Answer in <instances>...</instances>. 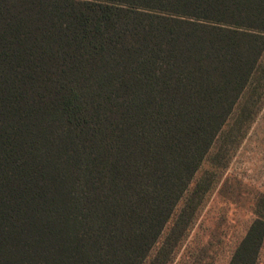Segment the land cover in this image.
I'll return each mask as SVG.
<instances>
[{
  "label": "trees",
  "instance_id": "obj_1",
  "mask_svg": "<svg viewBox=\"0 0 264 264\" xmlns=\"http://www.w3.org/2000/svg\"><path fill=\"white\" fill-rule=\"evenodd\" d=\"M263 99L264 0H0V264H170Z\"/></svg>",
  "mask_w": 264,
  "mask_h": 264
},
{
  "label": "rangeland",
  "instance_id": "obj_2",
  "mask_svg": "<svg viewBox=\"0 0 264 264\" xmlns=\"http://www.w3.org/2000/svg\"><path fill=\"white\" fill-rule=\"evenodd\" d=\"M235 117L226 130H232L234 136L219 143L225 152L218 161L210 155L202 163L150 258L156 254L188 199L194 196L198 183L205 180L203 187L208 183L210 190L202 195L200 202L201 194L196 197L195 201L200 204L194 222L170 264L230 263L254 220V202L259 195H264V99L250 124L234 125ZM213 161L221 164L215 166ZM259 264H264V246Z\"/></svg>",
  "mask_w": 264,
  "mask_h": 264
}]
</instances>
